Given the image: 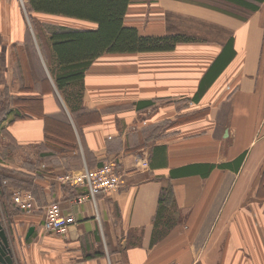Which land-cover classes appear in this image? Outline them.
Returning <instances> with one entry per match:
<instances>
[{
	"label": "crops",
	"instance_id": "1",
	"mask_svg": "<svg viewBox=\"0 0 264 264\" xmlns=\"http://www.w3.org/2000/svg\"><path fill=\"white\" fill-rule=\"evenodd\" d=\"M25 3L0 0V222L13 264H264V2L248 11L229 0H130L125 26L192 40L170 51L100 55L84 73L77 113L55 85L50 46ZM231 37L235 56L194 100ZM242 154L238 167H219ZM103 163L121 180L99 191L95 205L73 204L86 188L53 180ZM197 165L214 167L206 176L178 172ZM168 186L173 225L154 240ZM15 190L30 191L39 207L18 210ZM50 202L75 218L64 233L43 228Z\"/></svg>",
	"mask_w": 264,
	"mask_h": 264
},
{
	"label": "trees",
	"instance_id": "2",
	"mask_svg": "<svg viewBox=\"0 0 264 264\" xmlns=\"http://www.w3.org/2000/svg\"><path fill=\"white\" fill-rule=\"evenodd\" d=\"M229 1L248 11H256L259 5L264 2V0ZM129 3L130 0H26L25 8L38 39L40 42L46 40L50 46L49 70L70 112L77 113L81 109L84 73L91 62L100 55L170 51L177 43L192 40L182 34L141 35L136 28L125 26L123 19ZM32 13L89 21L94 23L96 28L81 29L56 24L45 25L33 18ZM235 54L233 37H231L201 79L198 91L193 97L194 100L197 101L200 98ZM49 119H46V130L49 129ZM51 128L55 131L50 124ZM243 157L244 154L238 156L232 163L221 164L219 167L228 168L231 164L238 167ZM213 167L214 165H197L193 167L194 169L192 167L182 168L178 172L181 174L197 171L202 176H206ZM175 174H178L177 171L176 173L172 171V176ZM6 178L13 179L12 176H6ZM9 183L11 184V182ZM173 202L171 186L161 188L154 216V225L156 224V228L158 225L161 227L154 233V240L173 225L170 213Z\"/></svg>",
	"mask_w": 264,
	"mask_h": 264
},
{
	"label": "built area",
	"instance_id": "3",
	"mask_svg": "<svg viewBox=\"0 0 264 264\" xmlns=\"http://www.w3.org/2000/svg\"><path fill=\"white\" fill-rule=\"evenodd\" d=\"M54 182L60 185L86 188L85 194H80L73 199V204H83L90 201L95 205V197L99 191L112 192L118 189L121 175L114 164L105 163L102 166L88 168L84 166L77 172H66L54 176ZM14 206L25 213L34 212L39 206L30 191L15 190L11 194ZM43 228L51 233H64L75 222L72 215H65L57 202H50L43 207Z\"/></svg>",
	"mask_w": 264,
	"mask_h": 264
},
{
	"label": "water",
	"instance_id": "4",
	"mask_svg": "<svg viewBox=\"0 0 264 264\" xmlns=\"http://www.w3.org/2000/svg\"><path fill=\"white\" fill-rule=\"evenodd\" d=\"M33 231V227H30L26 237H28ZM0 264H13L12 254L9 248V241L1 222H0Z\"/></svg>",
	"mask_w": 264,
	"mask_h": 264
}]
</instances>
